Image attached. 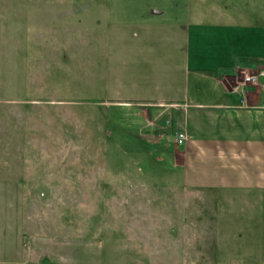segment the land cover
I'll list each match as a JSON object with an SVG mask.
<instances>
[{
  "label": "rangeland",
  "instance_id": "obj_1",
  "mask_svg": "<svg viewBox=\"0 0 264 264\" xmlns=\"http://www.w3.org/2000/svg\"><path fill=\"white\" fill-rule=\"evenodd\" d=\"M203 2L0 0V264H137L143 245L182 244L181 128L122 101L185 96L180 43Z\"/></svg>",
  "mask_w": 264,
  "mask_h": 264
},
{
  "label": "crops",
  "instance_id": "obj_2",
  "mask_svg": "<svg viewBox=\"0 0 264 264\" xmlns=\"http://www.w3.org/2000/svg\"><path fill=\"white\" fill-rule=\"evenodd\" d=\"M187 19L180 51L192 85L185 96L122 101L157 107L186 132L183 144L172 138L168 157L180 177L174 187L188 194L184 215L168 217L182 244L143 245L146 262L133 263L264 264V86L229 84L243 60L264 65V0H207ZM207 221L208 245L195 239Z\"/></svg>",
  "mask_w": 264,
  "mask_h": 264
},
{
  "label": "built area",
  "instance_id": "obj_3",
  "mask_svg": "<svg viewBox=\"0 0 264 264\" xmlns=\"http://www.w3.org/2000/svg\"><path fill=\"white\" fill-rule=\"evenodd\" d=\"M239 79L237 84L233 86L234 90H244L247 86H264V65L256 66H239L235 74ZM186 139V132L183 129L174 131V140L177 144H183Z\"/></svg>",
  "mask_w": 264,
  "mask_h": 264
},
{
  "label": "trees",
  "instance_id": "obj_4",
  "mask_svg": "<svg viewBox=\"0 0 264 264\" xmlns=\"http://www.w3.org/2000/svg\"><path fill=\"white\" fill-rule=\"evenodd\" d=\"M242 62L244 63L245 66H252L257 63V61L255 60H243Z\"/></svg>",
  "mask_w": 264,
  "mask_h": 264
}]
</instances>
